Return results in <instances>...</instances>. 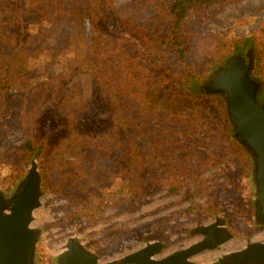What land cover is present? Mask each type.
<instances>
[{
    "label": "trees",
    "instance_id": "1",
    "mask_svg": "<svg viewBox=\"0 0 264 264\" xmlns=\"http://www.w3.org/2000/svg\"><path fill=\"white\" fill-rule=\"evenodd\" d=\"M226 1L0 0V96L30 82L36 66L31 62L47 73L43 83L33 85L30 102L0 103V118L11 115L0 124V138L11 129L23 132L17 148L0 153V168L9 170L7 189L20 178L16 163L36 158L48 165L41 174L47 191L62 194L69 188L79 194L73 217L80 219L97 216L106 193L128 197L155 187L183 191L195 210L202 206L189 192L192 184L218 185L214 178L223 174V184L237 189L243 174L230 167L236 158L244 161V153L224 104L199 93L198 82L211 62L200 68L188 63L189 21L201 12L214 15ZM149 6L158 13L152 27L139 17V10ZM110 25L116 27L110 30ZM224 36L213 37L217 44L209 52H220L221 58L251 53V77L261 84L258 99L264 102V25L233 47ZM195 136L207 148L200 161L194 145L185 144ZM162 144L171 152L164 154ZM159 170H164L159 180L148 184L147 177L152 180ZM184 172L188 185L177 182ZM102 181L108 185L101 190Z\"/></svg>",
    "mask_w": 264,
    "mask_h": 264
},
{
    "label": "rangeland",
    "instance_id": "2",
    "mask_svg": "<svg viewBox=\"0 0 264 264\" xmlns=\"http://www.w3.org/2000/svg\"><path fill=\"white\" fill-rule=\"evenodd\" d=\"M154 11L155 15H153ZM139 12V17L150 20L146 27H152V19H157L158 16L156 8L149 6L139 10ZM189 23L193 33L188 40L190 45L188 63L193 67L200 68L211 62L209 70L198 82V84H202L210 78L212 72L226 58L233 55L229 53L221 58L220 52L217 53L213 50L209 52L208 49L215 48L217 44L213 37L223 33L232 47L241 44L246 38H251L264 25V4L261 0H227L214 15L209 12H201L199 15H194ZM115 27L109 26L110 30ZM160 29L161 32H165L164 26H161ZM118 31L120 34L124 33L120 26H118ZM146 31L145 29L143 33ZM194 32L199 33V36L193 37ZM127 49L131 48L128 47ZM226 51L228 50H221L223 53ZM134 52L133 49L132 53ZM31 63L36 66L30 71V82L18 90L0 96V103L17 107L22 99L31 101L33 85L43 83L47 78L44 68H39L42 65ZM168 65L174 67L171 57H169ZM219 101L221 100L219 99ZM189 112L190 110L187 111V113ZM9 118H11L9 114L0 118V124L8 123ZM11 120L9 122H12ZM197 121L193 119L192 125H196ZM22 136L21 130H8L0 138V153L17 148L23 141ZM194 140L195 142L186 141L185 144L194 145L195 153H192L197 156L196 160L200 161L199 156L204 157L203 153L207 148L202 139L195 136ZM161 143L164 144V142ZM241 149L245 156V165L242 158H236L230 167L231 170H235L237 173L242 171L241 174H243L239 179L236 177L239 180L237 189L234 185L223 184V174L214 178L219 186L209 181L201 187L192 184L189 192L193 193L195 203L202 206V208L195 210H191L190 203L185 200L183 191L170 192L167 189L155 187L146 189L144 193H134L132 196L130 194L128 197H111L110 193H106L100 213L90 219H80L73 217L80 199L79 194L69 192V188H65L62 194L49 192L44 188L41 176L43 189V195L40 199L41 206L35 211V221L32 224L33 227L42 230L41 239L37 246V264H53V259L59 254L69 237L78 238L87 248L99 256L101 263L120 259L142 248L145 243L154 241H160L164 244V249L158 256L159 259L164 258L200 241L202 237L193 234V229L212 223L216 217L226 222L233 237L218 249L194 257L192 261L195 264L211 263L221 255L242 249L248 243L264 242V228L256 230L260 227L254 226L251 220L253 215V188L250 180L251 160L245 150L242 147ZM161 150L164 154L167 150L171 152V146L163 145ZM172 155L180 157L181 152H172ZM74 159L72 157L68 161H74ZM30 163L31 160H21L16 163L20 178L10 189H7L8 183H6L9 174L8 167L2 166L0 168V190L6 193L11 192L27 173ZM35 163L41 175L48 165L37 158ZM242 166H246L245 173ZM162 171L164 170L155 172V177H152V180L147 177V183H152L154 178L159 180L157 177ZM106 172L109 173L110 171L106 169L105 174ZM217 172L220 171L217 170ZM211 173V170L204 172V178L210 177ZM188 175L187 172L180 174L177 182L190 184L187 179ZM107 185L106 181H102L99 189H105ZM93 242L100 245L98 250L93 249L90 245Z\"/></svg>",
    "mask_w": 264,
    "mask_h": 264
},
{
    "label": "water",
    "instance_id": "3",
    "mask_svg": "<svg viewBox=\"0 0 264 264\" xmlns=\"http://www.w3.org/2000/svg\"><path fill=\"white\" fill-rule=\"evenodd\" d=\"M252 69L251 53L231 55L199 85V93L223 102L232 136L251 160V220L254 226L264 228V102L258 99L261 84L252 79ZM42 195V179L35 159L11 192L0 190V264H37L42 230L32 224ZM192 233L202 239L164 258H158L164 244L154 241L104 263L78 238L69 237L53 264H195L194 257L218 249L233 237L226 222L219 217L208 225L196 227ZM207 264H264V242L248 243Z\"/></svg>",
    "mask_w": 264,
    "mask_h": 264
},
{
    "label": "flooded vegetation",
    "instance_id": "4",
    "mask_svg": "<svg viewBox=\"0 0 264 264\" xmlns=\"http://www.w3.org/2000/svg\"><path fill=\"white\" fill-rule=\"evenodd\" d=\"M239 55V54H238ZM241 55H243V54H241Z\"/></svg>",
    "mask_w": 264,
    "mask_h": 264
}]
</instances>
